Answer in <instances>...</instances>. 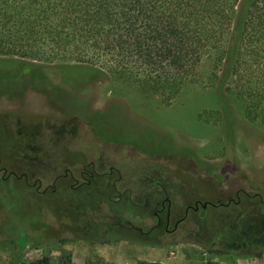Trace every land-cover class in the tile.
I'll return each instance as SVG.
<instances>
[{
  "label": "rangeland",
  "instance_id": "rangeland-1",
  "mask_svg": "<svg viewBox=\"0 0 264 264\" xmlns=\"http://www.w3.org/2000/svg\"><path fill=\"white\" fill-rule=\"evenodd\" d=\"M100 64L83 76L69 71L70 83L35 87L27 78L24 88L0 92V264L38 262L45 255L57 264L64 253L82 264L98 246L120 239L196 242L205 249L237 215L259 205V195L264 201V125L247 116L250 105L237 89L205 82L208 65L177 89L152 92L110 62ZM61 123L74 124V140L59 142L61 153L49 154L48 133ZM98 157L104 167L95 169L89 184L71 187L67 174L53 190L43 189L65 167L77 177L80 166ZM46 159L57 169L39 170ZM138 174L170 182L177 212L169 227L175 213L183 214L178 201L212 204L190 209L173 236H163L164 219L142 234L126 220L143 230L155 223L151 209L141 206L144 196L136 186L131 195L112 186L119 175ZM238 187L244 189L240 200L226 203L236 199Z\"/></svg>",
  "mask_w": 264,
  "mask_h": 264
},
{
  "label": "trees",
  "instance_id": "trees-1",
  "mask_svg": "<svg viewBox=\"0 0 264 264\" xmlns=\"http://www.w3.org/2000/svg\"><path fill=\"white\" fill-rule=\"evenodd\" d=\"M105 60L152 92L177 89L208 65L205 82L237 89L247 116L264 125V0H0V92L27 78L49 86V68L69 81V71L91 74ZM253 208L261 211L240 213L211 239L204 264H219V253L262 254L264 227L241 233L236 225L243 216L261 223L264 208ZM250 234L261 242H247ZM27 264L52 263L45 255ZM57 264H73L70 254ZM82 264L107 263L91 253Z\"/></svg>",
  "mask_w": 264,
  "mask_h": 264
},
{
  "label": "flooded vegetation",
  "instance_id": "flooded-vegetation-1",
  "mask_svg": "<svg viewBox=\"0 0 264 264\" xmlns=\"http://www.w3.org/2000/svg\"><path fill=\"white\" fill-rule=\"evenodd\" d=\"M45 71L49 72L48 76L52 80L51 85L62 84L65 82L70 83L73 80V76H70L71 80L64 81L62 71L60 69L49 68V69H45ZM67 76L69 75L67 74ZM48 135H49L50 147L52 148V150H50L48 153L49 154L50 153L60 154L61 150L57 149V145L61 141L67 140V142H71L74 140L75 126L72 123L68 125L65 123H61L56 127L55 126L51 127V130L49 131ZM30 149L33 150L34 149L33 146L30 147ZM104 163L105 162L102 161L100 157L97 158L96 163L94 160H89L86 164H83L82 166H80V168L77 169V175H78L77 177H75L74 171L72 168L65 167L64 172L61 174L54 175L52 182L45 185L43 189H46L49 187L50 189L53 190L56 180L59 179L60 177L67 176V174H70V176L74 179V182L70 183L71 187H78V186H81L82 184L83 185L89 184L91 177L96 173L95 169L103 168ZM39 164H40L39 170L41 171L45 170V171L52 172L53 170L57 169L56 165H54L53 162L50 161L49 159L41 160ZM87 165H90V168H88ZM109 168L111 171L112 166H110ZM3 172H5V169H3ZM21 175L24 176L25 179H27L25 173H21ZM34 182H38L37 187H39L42 185V178L37 177L34 179ZM118 185L119 187L122 188L119 195H121L124 192H127L129 195H131L132 193L131 186H136L137 192L144 196V203H142L141 206L143 207V209H147V210L151 209L152 211L151 218L155 220V223L150 225L147 230H143L141 226L137 227L131 224L130 220H126V222L130 224L132 228L137 229L140 233L146 234V235H148L149 233L157 229L162 224V219H164V225H163L164 235L163 236L164 237H166L167 235L173 236L179 223L186 217L187 212L190 209L194 211V210L199 209V206H201L202 208L203 207L202 204L204 202H206V205L211 203L209 202V200L202 201L201 199H196L192 205L183 204L181 200L178 201V204H180V206H183V214L179 216V214L175 213L174 215L176 216V219L173 222L172 227H169L170 220L173 217L172 212H177V211H175L174 208L172 207V199L170 197L171 186H170V182L167 181V178H164L162 176L154 177L151 175L140 176V174H138L137 176H134V178L131 177V178L126 179L123 176L119 175L118 178L112 181V186L115 189H118ZM151 185H152L153 190H151L150 188ZM242 191H244L242 187L236 188L235 189L236 199L229 197L226 203H229L231 201L238 202L240 200L239 193ZM259 197H260L261 203H264L260 195ZM115 200L117 199H114V201ZM217 200L218 201L216 204H223L219 202V199ZM150 202L153 205L152 206L153 208L152 207L150 208V206L149 207L146 206V205H149ZM259 208H253V209L249 208L248 210H245V211L246 212H260L261 209ZM236 225H237L238 230H240L241 233H246V232L253 233V232L259 231V229L260 230L263 229L264 219H262L260 223V221L253 222L251 221V219H244V216H243L242 218H238V223ZM229 227L230 226H227L226 229H228ZM250 237H251V240L248 239L247 242H253V243L261 242L260 238L254 237L251 234H250ZM261 237L264 238V234ZM230 241H231L230 243H234V244L242 243V241H238V240H230Z\"/></svg>",
  "mask_w": 264,
  "mask_h": 264
},
{
  "label": "crops",
  "instance_id": "crops-1",
  "mask_svg": "<svg viewBox=\"0 0 264 264\" xmlns=\"http://www.w3.org/2000/svg\"><path fill=\"white\" fill-rule=\"evenodd\" d=\"M95 251L107 264H136L139 260L163 264H204L210 257L196 242L152 244L120 239L100 245ZM213 258L219 264H264V255L220 254Z\"/></svg>",
  "mask_w": 264,
  "mask_h": 264
},
{
  "label": "water",
  "instance_id": "water-1",
  "mask_svg": "<svg viewBox=\"0 0 264 264\" xmlns=\"http://www.w3.org/2000/svg\"><path fill=\"white\" fill-rule=\"evenodd\" d=\"M202 206L205 207V206H206V202H204V203L202 204Z\"/></svg>",
  "mask_w": 264,
  "mask_h": 264
}]
</instances>
